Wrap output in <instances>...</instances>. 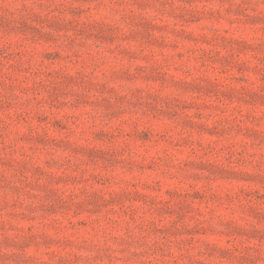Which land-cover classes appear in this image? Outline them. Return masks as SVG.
Listing matches in <instances>:
<instances>
[{
    "label": "rangeland",
    "instance_id": "obj_1",
    "mask_svg": "<svg viewBox=\"0 0 264 264\" xmlns=\"http://www.w3.org/2000/svg\"><path fill=\"white\" fill-rule=\"evenodd\" d=\"M0 264H264V0H0Z\"/></svg>",
    "mask_w": 264,
    "mask_h": 264
}]
</instances>
